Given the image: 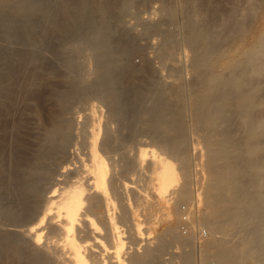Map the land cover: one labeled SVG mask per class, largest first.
<instances>
[{
    "label": "rangeland",
    "instance_id": "obj_1",
    "mask_svg": "<svg viewBox=\"0 0 264 264\" xmlns=\"http://www.w3.org/2000/svg\"><path fill=\"white\" fill-rule=\"evenodd\" d=\"M252 44L264 49V0H0V106L7 114L0 131V174L10 187L19 163L24 172L20 187L30 189L29 201L21 206L7 203L0 194V264H22L21 254L30 257L33 246L23 232L33 200L42 204L50 187L86 177L92 124L113 216L127 242L120 252L124 264H216L214 245L229 241L239 247V229H230L227 220L220 222L223 217L207 210L214 199L208 188L213 173L227 172L223 165L242 157L245 169L239 161L240 169L232 164L238 167L236 174L243 171L240 175L247 177L242 179L241 208L264 211V187L254 181L264 176V51ZM250 48L259 53L254 63L246 60ZM8 61L20 65L17 77L4 78ZM220 74L227 90L211 87L210 79ZM230 82L237 84L231 87ZM218 88L232 90L226 93L230 98L213 102ZM36 94L42 95L40 102ZM210 101L222 114L219 108L217 115L214 110L211 114ZM219 113L228 115L221 118ZM56 131L60 137L50 142L49 134ZM140 148L160 152L179 173L180 183L162 195L165 199L152 188L148 153L139 165ZM218 151L219 156H230L217 158ZM40 160L53 170L44 176V185L35 183ZM82 180L85 185L89 181ZM246 186L254 187L250 194ZM89 192L83 211L95 224L96 244L109 246L103 209H89V197L99 192ZM135 223L141 235L135 233Z\"/></svg>",
    "mask_w": 264,
    "mask_h": 264
},
{
    "label": "bare ground",
    "instance_id": "obj_2",
    "mask_svg": "<svg viewBox=\"0 0 264 264\" xmlns=\"http://www.w3.org/2000/svg\"><path fill=\"white\" fill-rule=\"evenodd\" d=\"M190 16V15H189ZM192 28V27H191ZM194 31V30H193ZM192 32V31H191ZM195 32V31H194ZM193 33V32H192ZM199 33V32H198ZM194 34V33H193ZM192 34V36H194ZM191 36V38H192ZM188 37V36H187ZM195 38V37H194ZM192 38V39H194ZM202 39V38H201ZM199 39V40H201ZM261 39V38H260ZM190 41H193L190 39ZM196 41V40H195ZM259 41V40H258ZM262 42V41H261ZM203 45V44H202ZM207 45V44H206ZM253 45V44H252ZM260 45V44H259ZM255 46V47H261V46ZM263 45V44H262ZM264 46V45H263ZM252 47V46H251ZM253 48V47H252ZM255 49V48H253ZM251 50V48H250ZM248 50L246 52L247 54H245L246 56V60L249 61L248 63L250 62H253L255 61V55L257 56V52L255 50ZM259 51H261L260 53H263L264 49L261 47L259 49ZM209 52V50H208ZM244 52V53H245ZM243 53V55H244ZM257 53V54H256ZM203 54V53H202ZM263 55V54H262ZM206 57V56H205ZM260 57V56H259ZM200 58V57H199ZM258 58V56H257ZM236 59V58H235ZM238 59V58H237ZM260 60V59H259ZM258 60V61H259ZM203 61V60H202ZM202 61H201V64H202ZM236 61V60H235ZM238 61V60H237ZM236 61V62H237ZM246 61V63H247ZM204 62V61H203ZM244 62V60H243ZM261 62V61H260ZM235 63V62H233ZM245 63V62H244ZM244 63L242 64V66L245 67ZM253 63L252 66H253ZM258 64V63H257ZM260 64V63H259ZM258 64V65H259ZM248 65V64H247ZM211 67V65H209ZM209 67V68H210ZM213 67V66H212ZM237 67L239 66H236L235 68V71L237 69ZM243 67V68H244ZM247 67V66H246ZM260 68V67H259ZM208 69V68H207ZM232 69V68H231ZM233 69H234V66H233ZM245 69V68H244ZM251 69V68H249ZM248 69V70H249ZM255 69V68H254ZM253 69V70H254ZM264 69V68H263ZM6 75L4 74V78L7 77V76H15L17 77L20 72H21V67L20 65L16 64L15 62L13 61H8V63H6ZM239 70V68H238ZM247 70V72H249ZM252 70V69H251ZM258 70V69H257ZM212 71V70H210ZM256 71V70H255ZM229 72V71H228ZM239 72V71H238ZM241 72V71H240ZM246 72V69L245 71ZM243 72V73H244ZM213 72H211L212 74ZM250 73V72H249ZM210 74V75H211ZM219 75V73H218ZM226 75V74H225ZM241 75V74H240ZM245 75V74H243ZM233 76V79H234V75ZM237 76V75H236ZM239 76V74H238ZM252 76V75H251ZM213 77V75H212ZM218 78H215L213 77V79L211 81V87H219L221 85V87L223 86L224 87V84L223 82L226 81L224 80L223 82L220 81V77H221V74L220 76H217ZM228 77V76H227ZM244 77L243 76V80H244ZM237 78V83L238 85H240V82L238 77H235ZM207 79H208V76H207ZM208 79V80H209ZM247 79V78H246ZM235 80V79H234ZM242 80V81H243ZM232 81V79H231ZM236 81V80H235ZM233 81V82H235ZM245 81V80H244ZM243 81V82H244ZM255 81V79H254ZM253 81V83H254ZM222 84H221V83ZM231 83L233 87V85L235 86L237 83ZM242 82V83H243ZM206 83V82H205ZM208 83V81H207ZM229 83V84H230ZM245 83V82H244ZM249 85V82L247 83ZM246 84V85H247ZM226 85V84H225ZM252 85V84H251ZM257 85V84H256ZM205 86V84H204ZM206 86L209 87V85L206 84ZM241 86V85H240ZM255 86V85H254ZM252 86V87H254ZM209 87V88H211ZM222 87V88H223ZM228 87V85L226 86V88ZM230 87V88H231ZM251 87V86H250ZM251 87V88H252ZM222 88H218L219 92L217 91V97H212L213 98V102H216L217 103V98H218V101L220 99L221 103L222 101H226V98H230L229 96L227 97L226 93H228V91H230L228 89V91L224 92V90H222ZM235 88V87H234ZM245 88V87H244ZM255 88V87H254ZM205 89V88H204ZM207 89V87H206ZM205 89V90H206ZM237 89V88H236ZM250 89V88H249ZM227 90V89H226ZM244 90V89H243ZM232 91V90H231ZM230 91V93H231ZM257 91V90H256ZM245 92V91H244ZM216 93V92H215ZM228 93V94H230ZM248 93V92H247ZM204 94V92H203ZM235 94V92H234ZM241 94V93H240ZM40 94H36V96L34 97L38 102L41 101V96ZM243 95V94H242ZM245 95V93H244ZM233 96V95H232ZM248 96V94L246 95V97ZM203 97V95H202ZM208 97V96H207ZM206 97V98H207ZM246 97H243V99H246ZM257 97V96H256ZM210 99V97H208ZM211 98V99H212ZM207 99V101L209 100ZM216 101H215V100ZM241 99V97L239 98V100ZM242 99V100H243ZM250 99V98H249ZM256 99V98H255ZM259 99V97H258ZM205 100V98H204ZM203 100V101H204ZM247 100V99H246ZM253 100V98H252ZM230 101V100H229ZM248 101V100H247ZM200 102V101H199ZM211 102V101H210ZM210 102H207V104H209ZM249 102V101H248ZM197 103V102H196ZM202 103V102H201ZM205 103V102H204ZM203 103V106H205ZM212 103V102H211ZM210 103V106H211V114L212 112L214 113V111H216V114L217 115V111L219 110L220 113L222 114L221 112V108H219L218 104H216L217 106L213 108L214 103H212L213 105H211ZM219 103V102H218ZM221 103H219V105H221ZM206 104V105H207ZM249 104V103H248ZM246 105V103H245ZM202 106V104L200 105ZM199 106V107H200ZM223 105H221L222 107ZM5 107V106H4ZM8 107V106H7ZM198 107V105L196 106ZM9 108V107H8ZM7 108V109H8ZM207 108H209L207 106ZM213 108V109H212ZM216 108V110H215ZM219 108V109H218ZM224 108H225V105H224ZM227 108V107H226ZM225 108V110H226ZM241 108V107H240ZM204 109V108H203ZM218 109V110H217ZM239 109V108H238ZM200 110H201V107H200ZM208 110V109H207ZM214 110V111H213ZM224 110V109H222ZM224 110V111H225ZM245 110V109H244ZM5 108L1 107L0 106V131L2 130V128L7 125L6 123L4 124L5 121V118H7V114L5 113ZM209 111V113H210ZM223 111V112H224ZM118 112V111H117ZM198 112L199 109H198ZM204 112V110H203ZM206 112V111H205ZM230 112V111H229ZM244 112V111H243ZM195 113V112H194ZM208 113V114H209ZM219 113L218 116H221V118L223 117H227V115L225 116H222L221 114ZM169 114V113H167ZM198 114V113H197ZM201 114V113H200ZM205 114V113H204ZM203 114V115H204ZM209 114V116L207 115V117H211L212 118V115ZM226 114V113H224ZM230 114V113H229ZM243 114V113H241ZM202 115V114H201ZM163 116V115H162ZM167 116V115H166ZM200 116V115H199ZM214 116V115H213ZM232 116V115H231ZM234 116V115H233ZM204 117V116H203ZM206 117V118H207ZM216 117V118H215ZM162 118V117H161ZM205 118V119H206ZM215 120L217 119V116H214ZM220 118V119H221ZM174 119V118H173ZM210 119V120H211ZM219 119V121H220ZM225 119V118H224ZM180 120V119H179ZM215 120H214V123H215ZM222 120V119H221ZM231 120V119H230ZM243 121V120H242ZM250 121V120H249ZM167 122V121H166ZM218 122V121H217ZM252 122V121H250ZM94 123V122H93ZM254 123V122H253ZM212 124V123H211ZM219 124V123H218ZM245 124V123H244ZM242 124V125H244ZM259 124V123H258ZM216 125V123H215ZM214 125V127H216ZM169 126V125H167ZM248 126V125H247ZM254 126H256L254 124ZM6 127V126H5ZM156 127V126H155ZM183 127V126H182ZM211 127V126H210ZM244 127H246L244 125ZM250 127V126H248ZM185 128V127H184ZM247 128V127H246ZM4 129V128H3ZM245 129V128H244ZM250 129V128H249ZM255 129V128H254ZM58 130V129H57ZM248 130V129H247ZM246 130V131H247ZM251 130V129H250ZM60 131V130H59ZM184 131V130H183ZM213 131V130H212ZM254 131V130H253ZM257 131V129H256ZM258 132V131H257ZM252 133V132H251ZM60 134L59 132H51L49 134V140L50 142H52L54 139L60 137ZM249 134V133H248ZM253 134V133H252ZM182 135V134H181ZM215 135V133L213 134ZM251 135V134H250ZM95 136H96V125L95 124H92L91 126V141H90V144H88L89 146V157H91V161H90V166L88 168L85 169V167H83L85 169V174H86V177L85 178H82L81 176H71L69 178H71L70 180H65V184L63 187L60 188V185L59 188H57L56 186H52L49 188L48 190V197L46 198L45 202H43L41 204V202H37V200H33L34 203L32 206H30L29 208V219L27 220L26 222V225H25V230H24V234H28L29 235V238H30V245L33 246V248H30V257H24L26 256L25 254H21L22 255V264L23 262L25 263H30V264H124V259L121 260L120 258V252L122 250H124L126 247V243L124 238H123V234L122 233V230L120 229V227L117 225L115 219H114V216H113V211H114V202L112 201L113 199L111 198V194L108 193V188L106 187V183L105 182L106 180V176L105 175V164L104 162L100 159V157H98V154H97V149L95 147ZM90 137V136H89ZM209 137V136H208ZM221 137V136H220ZM227 138V137H226ZM175 139V138H174ZM177 139H178V136H177ZM214 141L215 139H213V137H209V140L208 142L210 144L214 143L212 140ZM173 140V139H172ZM182 140V139H181ZM223 140V139H222ZM220 140V141H222ZM227 140V139H226ZM226 143H228V141H226ZM261 140V139H260ZM183 141V140H182ZM217 141V140H216ZM215 141V142H216ZM254 141V140H253ZM174 142V141H173ZM207 142V143H208ZM212 142V143H211ZM219 142V141H217ZM244 142V141H243ZM259 142V141H258ZM167 143V142H166ZM176 144V142H174ZM234 143V142H233ZM249 143V142H248ZM237 144V143H236ZM235 144V145H236ZM250 144V143H249ZM171 145V144H170ZM169 145V146H170ZM219 145V144H216V146ZM228 145H232L233 144H229ZM239 145V143H238ZM246 145V144H245ZM172 146V145H171ZM177 146V145H176ZM180 146V145H179ZM212 146H214L215 148V144L214 145H211V148ZM227 146V145H225ZM87 147V146H86ZM248 147V146H247ZM164 148V147H163ZM229 148V147H228ZM232 148V147H230ZM235 148V147H233ZM239 148V147H238ZM218 149V148H217ZM216 149V150H217ZM254 149V148H253ZM169 150V149H168ZM174 150V149H173ZM213 150V149H212ZM215 150V151H216ZM219 150V149H218ZM227 150V149H225ZM211 151V150H210ZM209 151V152H210ZM220 151V150H219ZM218 151V156L216 154V157H221L225 154V157H229L230 155L226 156V151H224V149H222V151L226 152L224 154H222L221 156H219L221 153ZM235 151H238V150H235ZM233 151V152H235ZM247 151V150H246ZM171 152V151H170ZM229 152V151H228ZM232 152V153H233ZM242 152V151H241ZM240 152V153H241ZM251 152V151H250ZM148 153V155L150 156L151 158V161L152 163L149 162V165L148 166L149 168L152 166V174H153V180H154V184L152 186V188L154 189V191H156V193L161 196V198L165 199V197L167 195H165L164 193L167 192V190L173 185L174 186V183H175V186H177V181L180 179L179 178V173L178 171L176 170V168L174 167V165L172 164V162H170V160H168L166 157H162L161 156V153H157L156 151L154 150H151V149H148V148H140L139 151H138V161H139V165H141L142 161L145 160L143 159L144 156H146V154ZM212 154L214 153L211 152ZM230 154V153H229ZM237 153L235 152V155ZM164 155V154H163ZM246 155V154H244ZM250 155V154H249ZM213 156V155H212ZM211 156V157H212ZM234 155L232 154L231 157H233ZM237 156V155H236ZM236 156L234 157V159H236ZM240 156V155H239ZM224 157V158H225ZM228 158L227 160L230 161L229 159H232V158ZM215 158V157H214ZM242 157H240V161L241 162H244L243 159L241 160ZM212 159V158H211ZM232 159V161H235ZM239 159L237 158V160L239 161ZM252 159V157H251ZM259 159V158H257ZM226 160V158H225ZM224 160V161H225ZM237 161V162H238ZM239 161V164H241V162ZM45 161L43 160H40L38 162V167L36 168L37 169V172H36V176L35 179L36 180V184L37 183H42L44 185V182H45V175L50 172V171H53L51 170V165L49 164H45L44 163ZM222 162V161H221ZM227 162V161H226ZM225 162V164H226ZM231 162V161H230ZM235 162H232V164H234ZM235 163V164H238V163ZM249 162V161H248ZM247 162V163H248ZM262 162V161H261ZM215 163V162H214ZM83 164V162H82ZM85 164V163H84ZM138 164V163H137ZM227 166L225 168V165L224 166V169L227 170V172H224V173H221V174H215L213 175L212 174V178H211V186L208 188V190H210V197L211 199H213V201H211V203L209 204L210 206V210H209V207L207 206V203L210 202V200L206 203V206L208 207L207 210L210 211V213H212L213 217L214 216H221L224 218L221 219L223 221H220V222H224L225 220H227L228 224L227 226L230 228L234 227V228H238L239 229V232H240V241L239 242V247H236V245L234 244V246H231L232 245V242L230 244V242L228 241V239H224V241H228L227 244H222L219 243L220 245H218L217 241L216 242V246L214 245L212 248V253H213V257L215 258V261H216V264H255L256 262L260 263V264H264V211H261V210H256L252 209L253 212L250 213V210L248 212V210L245 212H248L245 213L244 210L241 208L242 205H244V189H243V185L245 184V181H243L242 179H245L243 178V175L241 176V171L240 174H236L235 173V166L237 167V165H230L229 166V162H227ZM238 164V167L239 169L244 168V165L243 163L241 164L242 166L240 167V165ZM252 164V163H251ZM255 163H253L254 165ZM66 165V164H65ZM71 165V164H70ZM67 166H69L67 164ZM67 166H63L62 168L65 169L67 168ZM84 166V165H83ZM87 166V165H85ZM217 166V165H216ZM222 166V167H223ZM248 166V165H246ZM250 166V165H249ZM60 167V166H59ZM215 167V165H214ZM218 167V166H217ZM216 167V168H217ZM237 167V168H238ZM254 167V166H253ZM256 167V166H255ZM61 168V167H60ZM236 168V169H237ZM246 168V167H245ZM244 168V169H245ZM250 169V167H247ZM82 169V167L80 168ZM79 169V170H80ZM142 169V168H140ZM211 169V168H210ZM219 169V167H218ZM220 169H222L220 167ZM259 169V168H258ZM67 170V169H65ZM64 170V171H65ZM69 170V169H68ZM150 170V169H149ZM243 170V169H242ZM78 171V170H77ZM75 170V172H77ZM215 171V170H214ZM252 171V170H251ZM24 172L21 170L20 168V164L18 163L14 168H13V179L11 180V182L9 183L10 187H8L6 181H5V178H3L0 174V194L3 196V200H5L7 203L11 204L12 203H17L18 206H21V205H24L27 200L29 201V196H30V189L28 188H22L20 187V180L23 178ZM84 173V172H83ZM151 173V171H150ZM209 173H212L209 172ZM219 173V172H217ZM227 173V174H226ZM73 174V172H72ZM77 174V173H76ZM80 174V173H79ZM85 174H82V176ZM247 174V173H246ZM264 174V173H263ZM240 175V176H238ZM257 175V174H256ZM64 176V175H63ZM66 176V175H65ZM83 176V177H84ZM151 176V175H150ZM257 175L256 176V180L254 178V181H256V186H260V187H264V176H259ZM67 177V176H66ZM251 177V176H250ZM67 178V179H69ZM210 178V177H209ZM66 179V178H65ZM82 179H87L89 180L88 183L85 185V181H83ZM86 180V181H87ZM150 181V180H149ZM243 181V182H241ZM151 182V181H150ZM179 182V181H178ZM210 182V183H211ZM248 182V181H247ZM153 183V181H152ZM177 183V184H176ZM180 183V182H179ZM243 183V184H242ZM251 183V182H249ZM41 184V185H42ZM63 184V183H62ZM151 184V183H150ZM248 183H246L247 185ZM53 185V184H52ZM57 185V184H56ZM108 185V184H107ZM245 186V185H244ZM249 186V185H248ZM252 186V184H251ZM255 186V184L253 185ZM35 188V187H34ZM247 190H249V194H250V188H254V187H250L248 188L246 186ZM108 189V190H107ZM172 189V187H171ZM170 189V190H171ZM174 189V188H173ZM256 189V188H255ZM260 188H258L259 190ZM43 190V189H42ZM93 192H99V195L96 196V194H94L93 192V195H91V197H89V203H90V207L89 209L91 210V207L92 209L96 208V206H99L103 209V212L102 215H104V219H105V235H106V238L108 241V245H105L104 243L101 242L100 245H97V241H96V238L94 236L95 234V224L93 223L92 219L90 218L89 214L87 213V211H83V204H85L84 202V195L86 193H89V191H92ZM252 190V189H251ZM45 191V190H44ZM43 191V192H44ZM170 192V191H169ZM228 192V193H227ZM230 192V193H229ZM257 192V191H256ZM91 193V194H92ZM184 193V192H183ZM207 193V192H206ZM169 194V193H168ZM209 194V191L208 193ZM232 194V195H231ZM95 195V196H94ZM162 195H164L165 197H163ZM236 195V196H235ZM253 195V194H252ZM99 196V197H98ZM212 196H214L212 198ZM232 196V197H230ZM256 196V197H255ZM254 197L257 198V195H255ZM264 196V194H263ZM209 198V196H206V198ZM244 197V198H243ZM88 198V197H86ZM205 198V199H206ZM251 198V197H250ZM253 198V197H252ZM255 198H253V202L255 200ZM210 199V198H209ZM261 200V198H258ZM256 199V200H258ZM154 200V199H153ZM251 199H249V201L246 199V202L248 201L249 203L251 202L250 201ZM165 202V201H164ZM247 202V203H248ZM258 202V201H257ZM257 202L254 206L257 205ZM88 203V202H86ZM246 204V203H245ZM258 205H259V202H258ZM264 206V205H263ZM240 207V208H239ZM260 207V206H258ZM205 208V206H204ZM242 209L243 212H239V210L237 211V209ZM253 208V207H252ZM264 208V207H263ZM87 209V208H85ZM84 209V210H85ZM88 209V210H89ZM93 209V210H94ZM257 209V208H256ZM261 209V208H259ZM139 212V211H138ZM154 216V215H153ZM255 217V218H254ZM209 218H210V214H209ZM228 218V219H226ZM214 220H216L217 218H213ZM218 220V219H217ZM154 221V220H153ZM226 222V221H225ZM249 222V223H248ZM154 223V222H153ZM214 223V222H213ZM246 223V224H244ZM223 223H221L222 225ZM226 223H224V226L226 227L225 225ZM134 225H136V231L135 233L140 234V231H139V224L135 223ZM211 225V224H210ZM216 225V224H214ZM216 226H219V225H216ZM214 226V227H216ZM223 226V228H224ZM213 227V226H212ZM222 227V226H221ZM227 228V227H226ZM226 228L225 231H226ZM228 228V229H229ZM230 228V229H231ZM44 229L45 232H44ZM229 229V231H231ZM237 229V230H238ZM218 230L220 231V229L218 228ZM232 230H234L232 228ZM23 231V230H22ZM228 231V230H227ZM226 231V232H227ZM221 232V231H220ZM224 232V231H223ZM236 232V231H235ZM25 234V235H26ZM136 234V235H137ZM229 234V233H228ZM27 235V237H28ZM235 237V236H234ZM232 238V237H231ZM230 238V240H231ZM234 240V239H233ZM236 240H237V237H236ZM100 241V240H99ZM234 242L236 243L237 241L234 240ZM230 244V246H229ZM209 246V245H208ZM238 246V245H237ZM10 249H13V251L15 252L16 249H14V247L12 246H9ZM207 248V247H206ZM9 249V250H10ZM33 250V253L31 252ZM124 252V251H123ZM108 255V256H107ZM146 256V255H145ZM147 257V256H146ZM113 259V261H112ZM133 259V258H132ZM140 259H142V257H140ZM144 259V258H143ZM142 259V260H143ZM139 260V259H138ZM147 260V258H146ZM137 261V260H136ZM132 263V261H129ZM25 263V264H26ZM128 263V262H127ZM130 263V264H131ZM134 263L136 264L137 262H135L134 260ZM138 263H141L138 262ZM133 264V263H132ZM257 264V263H256Z\"/></svg>",
    "mask_w": 264,
    "mask_h": 264
}]
</instances>
